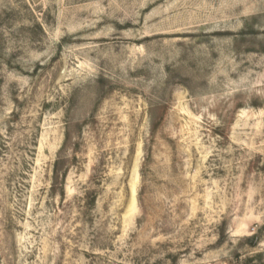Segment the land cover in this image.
<instances>
[{
  "label": "rangeland",
  "instance_id": "rangeland-1",
  "mask_svg": "<svg viewBox=\"0 0 264 264\" xmlns=\"http://www.w3.org/2000/svg\"><path fill=\"white\" fill-rule=\"evenodd\" d=\"M0 264H264V0H0Z\"/></svg>",
  "mask_w": 264,
  "mask_h": 264
}]
</instances>
